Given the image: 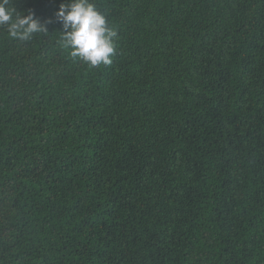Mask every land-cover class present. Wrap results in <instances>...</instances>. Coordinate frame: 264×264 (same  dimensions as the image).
Listing matches in <instances>:
<instances>
[{
	"label": "trees",
	"instance_id": "obj_1",
	"mask_svg": "<svg viewBox=\"0 0 264 264\" xmlns=\"http://www.w3.org/2000/svg\"><path fill=\"white\" fill-rule=\"evenodd\" d=\"M67 2L0 26V264H264V0H90L99 66Z\"/></svg>",
	"mask_w": 264,
	"mask_h": 264
},
{
	"label": "clouds",
	"instance_id": "obj_2",
	"mask_svg": "<svg viewBox=\"0 0 264 264\" xmlns=\"http://www.w3.org/2000/svg\"><path fill=\"white\" fill-rule=\"evenodd\" d=\"M10 2L0 0V26H7L11 37L28 40L35 33L48 31L46 24H42L32 11H17ZM55 15L65 29L61 43L71 49L72 57L80 58L90 66L112 63L118 34L94 3L68 0L60 4Z\"/></svg>",
	"mask_w": 264,
	"mask_h": 264
}]
</instances>
